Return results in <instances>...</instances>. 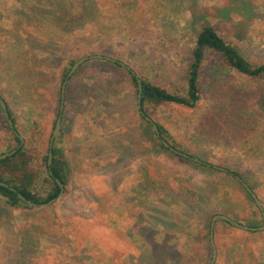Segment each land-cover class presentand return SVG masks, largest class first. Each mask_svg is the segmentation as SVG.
I'll return each instance as SVG.
<instances>
[{"label": "rangeland", "instance_id": "374dc122", "mask_svg": "<svg viewBox=\"0 0 264 264\" xmlns=\"http://www.w3.org/2000/svg\"><path fill=\"white\" fill-rule=\"evenodd\" d=\"M207 26L264 63V0H0V95L39 173L46 175L43 157L70 60L101 54L183 93ZM201 86L195 108L149 111L179 150L228 172L160 149L129 70L85 62L68 81L57 137L71 167L67 191L51 206L29 209L0 198V264H210L207 225L215 215L262 226L261 210L232 173L264 207V78L228 71L215 55ZM17 146L0 110V155ZM215 243V264H264V230L220 220Z\"/></svg>", "mask_w": 264, "mask_h": 264}, {"label": "trees", "instance_id": "16d2710c", "mask_svg": "<svg viewBox=\"0 0 264 264\" xmlns=\"http://www.w3.org/2000/svg\"><path fill=\"white\" fill-rule=\"evenodd\" d=\"M75 21L76 20L74 19L73 22ZM215 55L221 58L228 71H235L251 79L264 78V63L263 64L252 63L241 53L239 47L228 43L220 35V33L217 31L215 27L207 26L199 34L196 42V46L191 52V59L187 70V87L183 93H171L166 89L161 88L160 86H157L155 84H152L149 81L145 80L144 78L143 79L141 78L143 83L142 110L144 111V113L152 118V115L149 111L150 108L161 104H176L188 108H195L202 99L201 83H202L203 67L206 61L208 60V57ZM77 61L78 60H70L68 64L64 67L62 72L63 81L65 80L71 67ZM111 64L118 67H124L117 62H111ZM83 65L84 64L80 66V68L73 74L72 77L76 76L79 73V70L83 67ZM216 71L220 73H224V70H216ZM129 73L135 85L138 86L137 74L135 73V71L131 69L129 70ZM66 99H68V94L66 95ZM259 106L260 109L264 111V95H262V97L259 99ZM0 110H2L1 104H0ZM8 110L16 127V120L13 118L9 107ZM156 124L159 127L162 138L165 139L171 146L178 149L170 141L169 139L170 136L166 128L160 125L159 123ZM149 126L153 128L151 124H149ZM8 127L12 131V129L9 126V123H8ZM152 133L156 136V133L153 129H152ZM13 136L19 146V144L21 143L20 138L14 132H13ZM158 141H159L160 149L170 151L161 143L159 138ZM49 150L50 149L48 145L46 153L44 154L43 157L44 165L46 167L45 177L42 176V172L39 173L40 167L37 166V164H35V161L37 159L33 158V156L30 155L28 145L24 141V144L17 151L16 154H14L11 157H8L5 160L0 161V180L8 183L11 187L16 188L28 200H31L36 203L48 202L54 199L60 193V185L57 182V179H59L60 182L65 186V192H66L67 187L71 181V167L69 161L66 158L64 150L58 146V139H56L53 147V163L51 167L53 174L51 175L48 167ZM200 166L204 167V165H200ZM43 192L46 193L45 196H43ZM0 198L4 200L6 205L15 209L32 208L26 202H24L16 192L12 191L10 188H6L1 185H0ZM224 223L229 226H232L230 223L226 221H224ZM207 228H208V238L210 239V224L207 225ZM84 236L93 237L89 233L88 234L85 233ZM61 257L62 255L59 256V258ZM68 261L69 264H77V261L72 258L68 259ZM19 264H25V263L19 262Z\"/></svg>", "mask_w": 264, "mask_h": 264}, {"label": "water", "instance_id": "95a60500", "mask_svg": "<svg viewBox=\"0 0 264 264\" xmlns=\"http://www.w3.org/2000/svg\"><path fill=\"white\" fill-rule=\"evenodd\" d=\"M92 59H101V60H108L111 62H117L119 64H121L122 66H124L125 68H127L128 70H131L132 68L116 59L101 55V54H95V55H91V56H85L83 58H80L77 62H75V64L72 66V68L70 69V71L68 72L63 86H62V90H61V104H60V112L58 115V118L56 120V124H55V128L53 131V134L51 136L50 139V143H49V157H48V167H49V172L52 175V163H53V147H54V142L57 139V137L60 135L61 130H62V121H63V114H64V108H65V94H66V87L68 84V81L70 80V78L73 76V74L80 68V66L82 64H84L85 62L92 60ZM137 82H138V109L141 113V115L153 126V129L156 133V136L159 138V140L161 141V143L167 148L169 149L172 153L177 154L178 156H182L184 158L193 160L197 163L209 166V167H213L215 169L221 170V171H225L228 172L229 170H227L226 168L223 167H219L210 163H207L199 158L193 157L189 154H186L176 148H174L173 146H171L165 139L162 138L161 132L159 130L158 125L152 120L151 117L147 116L144 111L142 110V98H143V83L141 78H139V76L137 75ZM0 104L3 110V113L9 123L10 128L12 129V131L20 138L21 143L19 144V146H17L16 148H14L11 151H8L4 154L0 155V161L1 160H5L8 157L13 156L14 154L17 153V151L22 147V145L24 144V138L19 134V132L17 131L15 124L12 120V117L10 115V112L8 110V105L7 102L3 99V97L0 95ZM235 178L237 180H239L243 186L246 188V190L249 192V194L251 195V197L253 198V200L256 202L257 206L259 207V209L261 210L262 213V217H263V222H264V207L262 205L261 200L258 198L257 194L254 192V190L245 182V180L237 175L232 173ZM57 182L60 185V193L52 200L48 201V202H43V203H36L33 202L31 200H28L21 192H19L16 188L11 187L8 183L3 182L0 180V185L4 186L6 188H10L12 191L16 192L18 194V196L24 201L26 202L29 206L31 207H48L51 206L53 204H55L57 201H59L63 195L65 194V186L60 182L59 179H57ZM223 220L226 221L228 223H230L231 225L244 230V231H249V232H256V231H263L264 230V224L260 227H252V226H247L244 225L236 220H234L233 218L224 215V214H217L213 217L212 222H211V226H210V242L211 245L213 247V256H212V260L210 262V264H215L216 259H217V247H216V243H215V227L218 221Z\"/></svg>", "mask_w": 264, "mask_h": 264}, {"label": "crops", "instance_id": "0c3cea01", "mask_svg": "<svg viewBox=\"0 0 264 264\" xmlns=\"http://www.w3.org/2000/svg\"><path fill=\"white\" fill-rule=\"evenodd\" d=\"M5 100V99H4Z\"/></svg>", "mask_w": 264, "mask_h": 264}]
</instances>
